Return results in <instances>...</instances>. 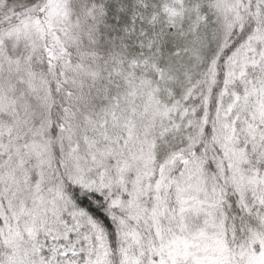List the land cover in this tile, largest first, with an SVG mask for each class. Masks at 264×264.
Instances as JSON below:
<instances>
[{
	"label": "snow or ice",
	"instance_id": "snow-or-ice-1",
	"mask_svg": "<svg viewBox=\"0 0 264 264\" xmlns=\"http://www.w3.org/2000/svg\"><path fill=\"white\" fill-rule=\"evenodd\" d=\"M0 264H264V0H0Z\"/></svg>",
	"mask_w": 264,
	"mask_h": 264
}]
</instances>
